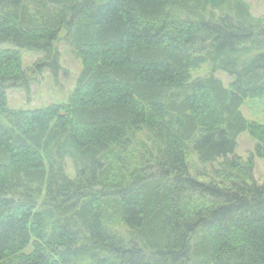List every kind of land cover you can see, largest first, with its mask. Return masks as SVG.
<instances>
[{
    "label": "trees",
    "instance_id": "16d2710c",
    "mask_svg": "<svg viewBox=\"0 0 264 264\" xmlns=\"http://www.w3.org/2000/svg\"><path fill=\"white\" fill-rule=\"evenodd\" d=\"M61 39L83 63L68 101L11 108L7 88L31 80L20 49L55 72ZM1 43L15 48H0V264H264V123L241 111L264 99V14L245 0H0Z\"/></svg>",
    "mask_w": 264,
    "mask_h": 264
},
{
    "label": "rangeland",
    "instance_id": "374dc122",
    "mask_svg": "<svg viewBox=\"0 0 264 264\" xmlns=\"http://www.w3.org/2000/svg\"><path fill=\"white\" fill-rule=\"evenodd\" d=\"M245 1L250 5L254 15L260 16L264 14V0ZM56 46L60 52V64L55 72L50 68H44L41 72L35 73L34 70L36 68L33 65L38 59L44 58V54L29 49H20L24 67L31 80H29L28 87L12 84L7 88L8 103L11 108L37 109L54 102L68 101L76 86L83 63L81 58L75 54L72 44L66 40L61 39ZM0 48H15V46L10 43H1ZM207 72H209V68L204 66L194 70L192 75L195 78L203 76ZM215 74L223 80L225 85H228L232 80V76L224 70L219 69ZM241 111L248 119L264 123V99L248 98L244 100ZM255 145L256 140L248 131H243L237 140L236 153L243 157H248L254 151ZM195 159L197 160L196 155ZM197 166L201 171L205 166L208 167L209 164L203 165L199 163ZM191 170L193 174H196L195 168H191ZM253 175L258 184H264V158H255Z\"/></svg>",
    "mask_w": 264,
    "mask_h": 264
},
{
    "label": "water",
    "instance_id": "95a60500",
    "mask_svg": "<svg viewBox=\"0 0 264 264\" xmlns=\"http://www.w3.org/2000/svg\"><path fill=\"white\" fill-rule=\"evenodd\" d=\"M13 84H15V85H16V83H13Z\"/></svg>",
    "mask_w": 264,
    "mask_h": 264
}]
</instances>
